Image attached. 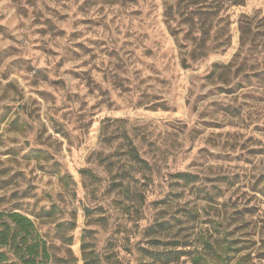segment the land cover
I'll return each mask as SVG.
<instances>
[{
    "label": "rangeland",
    "instance_id": "rangeland-1",
    "mask_svg": "<svg viewBox=\"0 0 264 264\" xmlns=\"http://www.w3.org/2000/svg\"><path fill=\"white\" fill-rule=\"evenodd\" d=\"M10 211L56 264H264V0H0Z\"/></svg>",
    "mask_w": 264,
    "mask_h": 264
},
{
    "label": "trees",
    "instance_id": "trees-1",
    "mask_svg": "<svg viewBox=\"0 0 264 264\" xmlns=\"http://www.w3.org/2000/svg\"><path fill=\"white\" fill-rule=\"evenodd\" d=\"M201 41H205L204 36ZM131 155L133 160L142 162L133 146ZM178 177L188 182L193 181V176L187 173H179ZM82 249L85 264H97L88 256L85 243ZM176 256L177 254L170 255L169 260H176ZM63 260L52 255L50 246L30 217L15 211L0 212V264H56Z\"/></svg>",
    "mask_w": 264,
    "mask_h": 264
}]
</instances>
